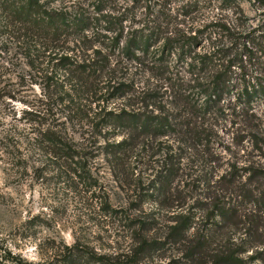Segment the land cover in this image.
Masks as SVG:
<instances>
[{
  "label": "trees",
  "instance_id": "16d2710c",
  "mask_svg": "<svg viewBox=\"0 0 264 264\" xmlns=\"http://www.w3.org/2000/svg\"><path fill=\"white\" fill-rule=\"evenodd\" d=\"M72 1L59 0L57 6H53L49 0H0L1 32L19 48L34 76L40 77L45 97L52 100L53 105L56 101L65 104L66 119H77L81 127H87L88 136L76 143L66 128L60 127L65 123L54 124L59 118H55L51 109L44 114L39 110L27 111L25 115L30 116L31 129L24 156L21 157L20 138L10 132L1 138L5 147L2 153L17 172L27 168L37 177H44L51 167L55 168V182L69 192H76L81 209L89 213L96 211L102 217L120 215L127 224L124 226L127 234L116 247L107 245L106 248H98L79 238L67 244L59 236L46 237L36 245V260L25 259L1 246L0 264H253L256 255L243 256L246 250L242 244L248 239L237 242L233 237L237 234V220L246 218L239 215L238 210L244 196L233 197L227 190L219 198H208L209 201L199 198L191 206L181 204L172 208L169 220L155 231L148 212L142 208L143 197L148 192L137 195L138 201L124 209L112 204L111 192L106 189L109 182L115 186L125 183L118 177L123 159L141 148L161 157L156 167L151 164L145 170V173L151 170V174H145V180L141 177V184L145 181L151 193L164 199L175 196L174 182L183 178L188 167L184 161L194 148L193 134L199 133L200 125L193 117L217 104L229 91L227 72L238 56L241 63L238 68L241 80L236 84L239 97L246 101L264 93V74H260L263 83H256L254 87L245 79L249 63L243 61L241 51L246 45L237 47L226 65L217 64L216 54H220V50L196 51L193 38H186L187 42L181 41L174 48V36L162 38L166 28L158 20L148 23L149 28L142 26L124 32L126 18L123 14L108 16L104 0H91V18L85 13V17L79 14L81 3ZM91 23L102 24L88 36L86 27ZM217 27L220 31L228 30L223 22L217 23ZM258 29L261 33L257 38L252 36L255 29L248 34L252 36L247 43L250 53L264 47V29ZM99 37L106 40L107 48L88 54L81 43ZM160 40L162 46L151 54L150 44ZM4 45L5 42L0 43V47ZM172 47L176 60H187L186 66L194 71L188 81L199 96L196 102L188 101L194 115L189 112L182 115L174 105V97L170 99L174 107L169 110L157 93L145 86L136 90L134 80L120 76L121 64L124 69L130 66L135 71L145 65L167 67L166 58L170 57L168 50ZM151 59L153 62L148 64ZM198 70L204 72L203 76ZM92 77L100 80H92ZM109 99L120 102L111 104ZM95 102L98 103L92 108ZM122 133L126 136L117 140V135ZM254 142L258 145V141ZM257 147L262 150L261 146ZM104 167L109 172L107 181L100 172ZM167 258L169 261L164 263Z\"/></svg>",
  "mask_w": 264,
  "mask_h": 264
},
{
  "label": "rangeland",
  "instance_id": "374dc122",
  "mask_svg": "<svg viewBox=\"0 0 264 264\" xmlns=\"http://www.w3.org/2000/svg\"><path fill=\"white\" fill-rule=\"evenodd\" d=\"M72 2L81 3V6L78 5L81 8L78 9L79 14L85 13L88 18L93 17L90 11L91 0ZM104 2L108 16L123 14L126 18L123 21L124 32L131 28L141 29L142 26L149 28L154 20H158L166 28L162 38L174 36V48H177L181 41L187 42L186 38H193L196 51L212 48L220 50V54H216L217 64H225L235 54L237 47L243 48L246 45V49L241 51L243 61L249 63L245 79L251 87L256 83H263L260 74H264V47L250 53L247 43L253 35L257 38L261 33L258 27L264 29V0ZM48 3L57 6L59 0H49ZM87 8L89 11H86ZM221 22L226 24L228 30L220 31L217 23ZM100 24L91 23L86 27L88 36L92 35V30L96 31ZM1 25L0 21V43L5 42L6 45L0 47V248L2 246V249L21 254L25 259L36 260V245L44 238L52 236L61 237L67 244H71L73 238H79L98 248H106L107 245L116 247L127 234V228H124L127 224L121 220L120 215L102 217L95 213L96 211L89 213L81 209L76 192H69L65 186L55 182V168L51 167L44 177H37L27 168L26 171L17 172L11 160L2 153L5 147L1 138L10 132L15 138H20L21 157L24 156L27 134L31 129L28 121L30 116L25 115L27 111L39 110L44 114L49 113L51 109L50 112L55 114V118H59L54 124L65 123L64 127H60L66 128L76 143L86 138L88 133L87 127H81L77 119H66L68 108L65 104L56 101L53 105V101L45 97L40 77L34 76V71L26 64L27 60L15 43L11 44L10 39H6L7 35L1 32ZM253 29L255 32L252 36L248 35ZM95 38H88L85 43H81L82 48L90 55L95 50L107 48L106 40ZM262 41L264 42V35ZM162 44V40L152 42L150 53L156 52ZM168 51H171V55L166 58L169 64L167 67L145 65V68L135 71L134 67L128 66L124 69L125 66L121 64L123 69L120 76L134 80L136 90L145 86L150 92L157 93L169 110L175 105L182 115L188 112L194 115L188 106L189 100L196 102L199 97L192 91V85H188L194 71L186 66L187 60H176L173 47ZM111 58L113 59V56ZM239 58L238 56L237 60L231 63L230 71L227 72L229 91L217 104L200 113L198 117H193L200 125L199 133L193 134V153L190 151L184 161L188 167L183 178L174 182L175 196L164 199L154 192L151 193L145 181L144 185L141 184L143 181L140 182V178L145 180V174H151V170L146 173L145 170L150 168L151 164L156 167L161 162L158 154L144 152L141 148L133 150L123 159L118 177L125 183L115 186L109 182L106 189L111 192L112 204L124 209L130 203L138 201L137 195L148 192V195L143 197L142 208L148 212L155 231L163 228L169 220L172 208L181 204L191 206L199 198H206L208 201V198H219V195L227 190L233 197L244 196L238 210L239 215L246 218L237 220V234L233 237L237 242L240 239H248L247 243L244 239L242 244L246 250L244 258L256 255L257 259L253 264H264V93L255 94L246 101L239 97L236 85L241 80L238 70L241 64ZM151 62L152 59L148 64ZM104 72L105 70L102 74ZM198 74L203 76L204 72L200 73L198 70ZM93 79L100 80L95 77H92ZM172 97L175 104L171 106ZM119 102L109 99L111 104ZM97 103H92L91 107L94 108ZM125 136V133L118 134L116 139L121 140ZM254 140L258 141V145ZM257 146H261L262 150ZM100 172L102 177L105 174L106 181L110 178L106 167L100 169ZM169 253L167 251L166 256L169 257ZM164 260L166 262H163L167 263L169 258Z\"/></svg>",
  "mask_w": 264,
  "mask_h": 264
}]
</instances>
